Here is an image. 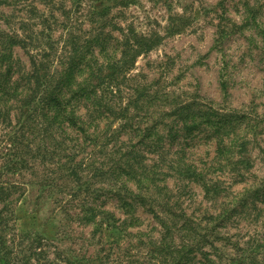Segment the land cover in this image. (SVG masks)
<instances>
[{
    "label": "rangeland",
    "instance_id": "obj_1",
    "mask_svg": "<svg viewBox=\"0 0 264 264\" xmlns=\"http://www.w3.org/2000/svg\"><path fill=\"white\" fill-rule=\"evenodd\" d=\"M142 39L153 44L132 58ZM10 40L0 62L10 85L33 90L21 77L34 66L51 81L62 75L69 104L91 116L89 136L70 138L86 146L90 189L102 188L89 204L108 214L81 222L61 201L36 215L35 193H16L11 225L27 238L19 259L37 231L42 264H264V0H0V50ZM16 134L0 165L10 149L22 156ZM15 170L11 182L30 179ZM112 172L141 180L128 187L145 200L114 196Z\"/></svg>",
    "mask_w": 264,
    "mask_h": 264
},
{
    "label": "trees",
    "instance_id": "obj_2",
    "mask_svg": "<svg viewBox=\"0 0 264 264\" xmlns=\"http://www.w3.org/2000/svg\"><path fill=\"white\" fill-rule=\"evenodd\" d=\"M139 42H142V44L138 43V48L133 46L135 47V52L132 58L139 55L140 51L148 50L153 44L152 41L144 44L146 42L145 39ZM16 43L10 40L5 43V46L3 43L1 44L0 62L9 61L10 56L3 50H9ZM131 47L132 45L126 44L125 50L131 49ZM120 60L113 63L108 62L107 70L110 73L107 75H110L115 67L121 64L119 63ZM120 66L124 67L125 65L121 64ZM35 68L34 66L31 72H28L25 77H21V80L25 78L26 87H30L33 84V90L31 88H26V91L24 89L18 90L14 88L15 82L10 85V80L3 78L0 74V125L2 126L1 134H3L2 140L4 141H0V153L4 148V143L8 145L7 143L10 141L12 145V138H17L16 133L24 134V137H20L21 140L24 139L22 156L18 157L17 153L12 152V149H10L12 153L10 158L5 162V165H0V264H30L31 261L34 264H42L40 255L43 256L44 254L43 247H47V241H44L45 239L39 232H30L26 234L30 238V246L29 248L27 247L30 258L23 255L19 259V251L23 250L24 252L26 246L22 247V244L27 238L18 237L17 234H14V227L11 225V221L14 218V211L12 210L14 203L11 197L16 195V193H19L20 197L26 196L30 190L32 195L35 193L34 198H36V201L32 212L36 215L41 211L39 208L44 207L47 202L61 204V201H64V204L66 202L75 204L74 218L81 222L89 223L97 216L108 215L107 212L98 211L89 204L91 202H89L86 195H89V197L94 193L96 195L102 188L90 189L89 179H86L85 174H83L85 170L84 160L86 158H80L86 146L83 147L84 144L78 142V137L70 138L71 129L85 137L89 136L87 128L91 126V116L88 115L87 110L84 115H79L78 110L69 104V100L63 94L64 91H61L59 87L62 82V75L57 80L51 81V75L46 76L45 74L43 76L39 72V68ZM87 76L89 81L93 78L99 80L102 77L100 74L93 73ZM106 76L104 75L102 78L104 79ZM88 80H82L81 82L87 85ZM89 91L83 89L80 84L76 90L77 93H89ZM27 92L28 95L26 94ZM11 108H17L16 117H18L17 124L19 125L17 130L14 128L8 130L11 124L9 122ZM93 113L95 112H91V114ZM18 163L24 167L25 179L29 177V180H24V178L22 182H11L8 180L7 176L12 177L17 173L15 169L22 168V166L16 168ZM188 173L196 174L194 170H189ZM111 176L118 185L115 184L116 186H114V196L118 195V198L122 199L126 198L122 196L128 195L132 199L145 200L143 199V194H135L128 187L132 181L134 187L140 190L143 187L141 180H132L127 178V176L120 180L115 172H112ZM63 181L69 183L71 187L61 186ZM57 193H64L68 198L54 199ZM75 211L79 212L76 213ZM63 214L68 216L65 212ZM51 216L53 214L47 216L45 220H48ZM13 249L18 251L17 254L14 253ZM13 258L17 260L14 262ZM43 260L45 261L44 264H55L54 260H46V258H43ZM68 260L67 257L62 258V261L66 263ZM75 262L83 264L81 259H74L73 263Z\"/></svg>",
    "mask_w": 264,
    "mask_h": 264
}]
</instances>
